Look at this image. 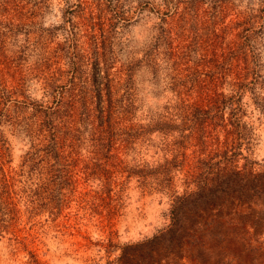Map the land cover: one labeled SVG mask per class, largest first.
<instances>
[{"label": "rangeland", "instance_id": "rangeland-1", "mask_svg": "<svg viewBox=\"0 0 264 264\" xmlns=\"http://www.w3.org/2000/svg\"><path fill=\"white\" fill-rule=\"evenodd\" d=\"M0 264H264V0H0Z\"/></svg>", "mask_w": 264, "mask_h": 264}, {"label": "trees", "instance_id": "trees-1", "mask_svg": "<svg viewBox=\"0 0 264 264\" xmlns=\"http://www.w3.org/2000/svg\"><path fill=\"white\" fill-rule=\"evenodd\" d=\"M99 24V27L102 31L103 34V28H102V21L97 22ZM90 38L91 42L93 45V52L97 50L96 44L98 43V38L96 32H91L90 33ZM102 43L104 39L101 40ZM96 52L94 53L93 56H95ZM79 61H82V55L79 54ZM77 69L76 73L78 75H74L75 78H78V81L74 78L71 79L72 81V86L69 89V98L66 100L60 101L59 106H57V109L53 110V113H57L58 115L62 117H66L70 115V112H72V109L76 102L79 103V107L81 108V112L83 113H89V109L87 105L90 103V101L95 98L97 102L96 110H97V116L100 118V126H101V131H100V138H105V144L109 145L111 143L112 137H113V132H114V114L116 113V106L117 103L113 99L112 91H111V85H110V79H107L106 81V105L102 104L103 102V95L101 93L102 87L99 85V83H93L91 91L94 92L92 95H89L90 89H88L86 85V79L83 77V70L80 69V65L75 67ZM94 74V73H93ZM96 76V75H95ZM97 77V76H96ZM105 77V75L103 76ZM81 78V79H80ZM84 78V79H83ZM80 80V81H79ZM220 101L218 99L215 100V103ZM219 103L214 104V107L218 108ZM87 113V114H88ZM205 113H208L207 109L203 108H196L192 111V119H191V124L192 125H199L204 122L205 118ZM219 118H221L222 114L217 115ZM45 126H48V129L50 130V136L47 142V154H51L55 156V159L58 160L60 155H59V150L60 146L65 144L67 140V136L70 134L69 129L67 126L60 124H54L52 121L47 122ZM103 144V143H102Z\"/></svg>", "mask_w": 264, "mask_h": 264}]
</instances>
